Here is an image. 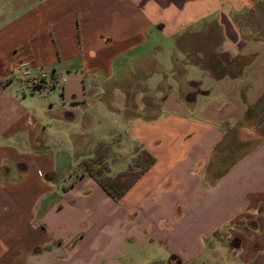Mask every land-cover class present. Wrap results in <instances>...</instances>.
<instances>
[{"label":"crops","instance_id":"crops-1","mask_svg":"<svg viewBox=\"0 0 264 264\" xmlns=\"http://www.w3.org/2000/svg\"><path fill=\"white\" fill-rule=\"evenodd\" d=\"M263 34L264 0H0V264H264ZM99 141L155 157L118 200Z\"/></svg>","mask_w":264,"mask_h":264},{"label":"trees","instance_id":"trees-1","mask_svg":"<svg viewBox=\"0 0 264 264\" xmlns=\"http://www.w3.org/2000/svg\"><path fill=\"white\" fill-rule=\"evenodd\" d=\"M109 149L110 143L97 142L94 145L92 156L82 158L76 170L90 175L112 199L118 200L154 163L155 157L147 150L141 149L124 170L112 175L108 163ZM72 183L64 185L63 189H68Z\"/></svg>","mask_w":264,"mask_h":264},{"label":"rangeland","instance_id":"rangeland-1","mask_svg":"<svg viewBox=\"0 0 264 264\" xmlns=\"http://www.w3.org/2000/svg\"><path fill=\"white\" fill-rule=\"evenodd\" d=\"M261 44H262V48H261L262 51H260V55H259L260 60L264 58V34L261 35ZM239 79L240 77H237L234 80L237 84V90L241 89L242 91L245 88L246 82L243 79L241 80V82H239ZM257 79L260 80L259 84H261V86L254 87L255 89L253 90V92H255L257 96L260 97V100L252 109L248 111L247 117L245 119V124L242 126V128L246 132L248 137L250 135H254V136H258L259 138L260 135L261 136L264 135V76L262 77L259 76ZM249 95L250 93L248 92L247 96L249 97ZM241 97L243 96L241 95ZM255 140L256 139L248 138L247 142L240 151L241 152L247 151ZM111 168L114 172H116L117 170L123 169L124 166L120 168L118 164L111 163ZM233 232L234 231L222 230L219 238H223V239L233 238L232 237L234 234ZM226 261L231 264H237L238 262L236 258H232V257L227 258ZM217 264H222V259Z\"/></svg>","mask_w":264,"mask_h":264},{"label":"built area","instance_id":"built-area-1","mask_svg":"<svg viewBox=\"0 0 264 264\" xmlns=\"http://www.w3.org/2000/svg\"><path fill=\"white\" fill-rule=\"evenodd\" d=\"M45 78H46L45 73H44V72H41V73L39 74V76L37 77V80H43V79H45Z\"/></svg>","mask_w":264,"mask_h":264}]
</instances>
